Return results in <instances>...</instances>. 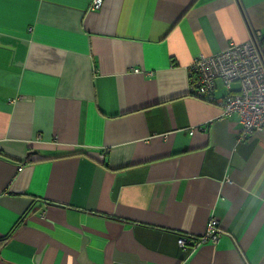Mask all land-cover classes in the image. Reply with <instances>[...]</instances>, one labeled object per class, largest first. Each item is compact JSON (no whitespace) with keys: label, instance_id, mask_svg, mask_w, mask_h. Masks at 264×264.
<instances>
[{"label":"crops","instance_id":"1","mask_svg":"<svg viewBox=\"0 0 264 264\" xmlns=\"http://www.w3.org/2000/svg\"><path fill=\"white\" fill-rule=\"evenodd\" d=\"M93 1L0 0V264H264V131L188 77L264 0Z\"/></svg>","mask_w":264,"mask_h":264},{"label":"built area","instance_id":"2","mask_svg":"<svg viewBox=\"0 0 264 264\" xmlns=\"http://www.w3.org/2000/svg\"><path fill=\"white\" fill-rule=\"evenodd\" d=\"M102 0H94L99 8ZM138 71V70H136ZM192 94L205 101H214L216 80H220L225 94L220 98L222 117L235 116L241 125L238 140H246L264 131V32L256 30L244 43H229L211 56L199 55L191 61L188 70ZM238 83V90L231 85ZM220 236L218 222L210 218L205 232L195 239L196 244L217 243ZM189 238L181 236L177 243L185 248Z\"/></svg>","mask_w":264,"mask_h":264},{"label":"trees","instance_id":"3","mask_svg":"<svg viewBox=\"0 0 264 264\" xmlns=\"http://www.w3.org/2000/svg\"><path fill=\"white\" fill-rule=\"evenodd\" d=\"M5 239H3L2 241H4Z\"/></svg>","mask_w":264,"mask_h":264}]
</instances>
